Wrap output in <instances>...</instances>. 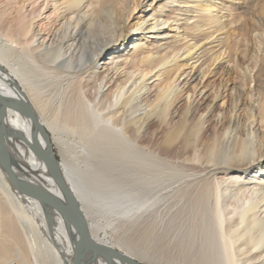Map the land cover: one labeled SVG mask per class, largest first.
Instances as JSON below:
<instances>
[{"label": "bare ground", "instance_id": "bare-ground-1", "mask_svg": "<svg viewBox=\"0 0 264 264\" xmlns=\"http://www.w3.org/2000/svg\"><path fill=\"white\" fill-rule=\"evenodd\" d=\"M226 1L0 0L5 145L22 185L65 203L29 110L90 238L119 255L82 264H146L135 251L168 250L174 223L185 258L165 263L264 264V0H242L238 25ZM107 215L147 247L111 245L96 219ZM76 236L0 154V264H74Z\"/></svg>", "mask_w": 264, "mask_h": 264}, {"label": "water", "instance_id": "water-1", "mask_svg": "<svg viewBox=\"0 0 264 264\" xmlns=\"http://www.w3.org/2000/svg\"><path fill=\"white\" fill-rule=\"evenodd\" d=\"M10 105L9 103L1 94L0 92V154L3 157L4 161L6 162V167L8 170V174L12 182L17 186V188L24 194L29 195L41 202H44L53 208L57 209L65 221L73 226L77 232L76 240L73 244V250H72V258L74 264H82L81 257L85 255L86 253H90L92 255H99V256H106L111 260H117L119 261V255L117 252L113 249H110L104 245H101L99 243H96L90 238L89 235V227L87 225V222L85 221L81 208L79 206V203L75 197V195L72 193L71 189L65 182L58 166L54 158V154L51 149V143L49 139V135L44 130V128L37 122L34 115L29 110H22L21 108L19 111L29 117L33 123L34 130L40 134L41 137V143H39L40 153L41 157L49 171V174L51 175L53 181L59 188V190L62 192L64 196V202L59 201L55 197H52L48 194L42 193L37 190H30L24 185L21 184L19 181L15 169L13 160L11 158V155L9 154V151L6 148L4 136H5V127L3 123L4 119V110L5 108Z\"/></svg>", "mask_w": 264, "mask_h": 264}, {"label": "rangeland", "instance_id": "rangeland-1", "mask_svg": "<svg viewBox=\"0 0 264 264\" xmlns=\"http://www.w3.org/2000/svg\"><path fill=\"white\" fill-rule=\"evenodd\" d=\"M152 0H150V2H151ZM218 0H215V2H217ZM242 5H243V3H242V0H229V1H226L225 2V8L227 7L228 8V6H231V10L232 11H230V12H226V10H223V12H221V14H224V15H228V17H227V19L229 18V19H232L233 17L236 19V23H237V25L239 24V23H241L242 22V20L243 19H241V17L239 16L240 14H239V12H240V10H242ZM153 6H156V4H155V2L153 3V5H152V7ZM175 8V7H174ZM167 10H168V8H167ZM168 12V11H167ZM228 19V20H229ZM191 21L192 20H190L189 22L191 23ZM169 23H171V21L170 22H168V24ZM235 23V24H236ZM166 30V29H165ZM154 32V31H153ZM152 32V33H153ZM152 33H148V36H149V34H152ZM168 33H169V35L171 36L172 35V32L171 31H168ZM168 39V38H167ZM162 41H164V40H162ZM127 45H130V43H127ZM106 54V53H105ZM106 58V57H105ZM104 58V56H103V59L101 60V62H100V64H102V61L105 59ZM155 83V82H154ZM154 83H151V82H149L148 84L152 87V88H150V91L149 92H151V94H153L154 92H153V89H154V87H155V85H154ZM193 86H195V79H193V80H190V83H189V89H191ZM153 92V93H152ZM180 112H181V110H180V108L177 110V112H176V114H180ZM173 120H175V119H173ZM148 132H151V131H147V133ZM53 152H54V154H55V158L57 159H60V157H59V155H58V152H57V150H56V148L55 147H53ZM57 159V160H58ZM108 188V189H107ZM106 189V191H108V190H110L111 188L110 187H106L105 188ZM88 191H89V189H87ZM160 215V214H159ZM163 215V216H162ZM109 215H107L105 218L104 217H98V216H96V219H98L99 221H100V223H102L103 225H101V229L99 230L100 231V235L101 236H104L107 240H108V242L111 244V245H113L115 248H117V249H121V250H125L126 248H127V246L125 245L126 244V242L128 241V242H132V243H136V244H138L139 242H140V239L138 238L139 236L137 235L138 233H137V231L135 230V232H134V228L136 229V227H135V225H133L132 224V222L131 221H129V220H125V221H122V222H119V223H117L115 220L113 221V218H110V216H109V218H107ZM161 216V217H160ZM160 216H158V219L156 218V226L158 227V225L160 226V228H161V226L162 225H165V223H167L166 222V220H167V218L165 217V213H163V214H161ZM164 217V218H163ZM162 218V219H161ZM111 221H110V220ZM163 219H165V220H163ZM157 220H159V223L160 224H158L157 222ZM107 221H108V224L111 222V224H109V225H107ZM113 222V223H112ZM116 222V223H115ZM164 222V223H163ZM115 223V224H114ZM179 224V223H178ZM174 226H175V228H172V231L170 230L168 233H170V234H167V236H166V238H170V237H168V236H171V241L172 242H174L173 240H175L176 238L175 237H177V234L179 233V231H178V229H179V226L177 225V223H174ZM159 228V227H158ZM173 229H175V230H173ZM174 231V232H173ZM178 231V232H177ZM135 233V234H134ZM171 233H173V234H171ZM175 236V237H174ZM128 237H129V239H128ZM165 238V239H166ZM175 238V239H174ZM138 239H139V241H138ZM170 239L168 240V241H166V243L168 242L169 243V247L170 248H167L168 250H165L162 254H158V255H155V257H153V258H151V257H149L150 255H145L143 258H142V256L139 254V252H137V251H135V254L137 255V259H136V261H139V259H138V257L142 260V262L143 263H146V264H170V263H165V261H163L164 259H162V258H164L165 257V259H167L168 258V256H169V258L171 259L172 258V260H175V261H182V259H184L185 258V256L183 255V254H181V252L179 251V249H177V248H175L174 246H173V243H172V245H171V243H170ZM134 240V241H133ZM136 240V241H135ZM143 243H142V241H141V244L139 243L138 245H142ZM144 246H146V245H148V241H145L144 242V244H143ZM147 247V246H146ZM128 249V248H127ZM176 249V250H175ZM132 252V251H131ZM175 252H177V253H175ZM179 252V253H178ZM164 253H165V255H164ZM170 254V255H169ZM181 254V255H180ZM141 256V257H140ZM158 256V257H157ZM157 257V258H156ZM167 257V258H166ZM181 257H182V259H181ZM160 258V259H159ZM176 258H178V259H176ZM180 258V259H179ZM162 259V260H161ZM36 263L33 261V258L31 259V261H32V263L33 264H39L38 262L40 261V262H43V261H41L42 260V258L40 257V256H36ZM160 261V262H159ZM157 262H159V263H157ZM41 264H43V263H41Z\"/></svg>", "mask_w": 264, "mask_h": 264}]
</instances>
